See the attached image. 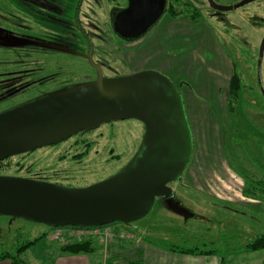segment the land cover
<instances>
[{
	"label": "rangeland",
	"instance_id": "obj_1",
	"mask_svg": "<svg viewBox=\"0 0 264 264\" xmlns=\"http://www.w3.org/2000/svg\"><path fill=\"white\" fill-rule=\"evenodd\" d=\"M53 1L60 12L51 20H46L47 14L40 12L30 15L29 22L24 16H20L21 21L15 17L0 19V25L5 27L0 26V32L7 29L8 24L16 28H19L17 23L30 25L34 31L31 35L42 43L41 50H44V53H32L33 47L28 46L30 54L26 60L31 63L32 73L21 80L28 88L0 95V114L48 94L94 82L99 77L98 71L105 78L143 71L165 76L176 86L183 87L180 93L186 106H189L190 96L192 106L197 109L196 122H189L193 136L192 160L164 187L166 192L156 194L148 216L136 222L123 221L109 226L113 230L120 229L117 234L125 232L132 238L141 237L165 249L200 248L214 250L227 260L241 259L239 253H247L244 252L246 245L264 236V205L218 202L214 197L196 192L188 182L203 166H216L215 175L225 188L217 185L222 191L217 193L230 201L243 202L250 199L243 192L247 185L238 177L223 173L224 167L243 180L248 177L264 181V0H253L244 6L239 4L248 0H168V4L174 3L179 9L184 5L198 9V22L188 25L184 17L173 20L165 13L145 36L130 42L118 37L111 27L113 16L127 6L128 0H84L80 14L84 32L70 28L78 0ZM8 2L22 5L20 0H6V4ZM211 40L236 63L242 79L240 100L233 112L226 104H214L222 100L219 87H224V79L232 76V71L212 47L217 46L215 41L210 45ZM9 44L14 46L15 42ZM5 46L0 45V75L25 76V73L16 74L23 71L24 63L17 64L20 60H16L15 55L26 58V53L5 50ZM208 64L221 71L219 83L207 74ZM212 81L218 85L215 90ZM3 82H0L3 88L17 84ZM200 86L205 93L200 92ZM198 129L202 137L198 136ZM144 133V125L137 120L104 124L67 142L8 159L0 168V176L74 189L88 188L123 169L136 154ZM260 202L264 204V199ZM52 232L51 227L1 215L0 255L16 256L19 247L39 239L27 255L20 257L24 262L39 258L47 248L58 245L50 237ZM42 233H46L44 239ZM236 253L233 258L232 254ZM90 257L103 261V252L97 251Z\"/></svg>",
	"mask_w": 264,
	"mask_h": 264
},
{
	"label": "water",
	"instance_id": "obj_2",
	"mask_svg": "<svg viewBox=\"0 0 264 264\" xmlns=\"http://www.w3.org/2000/svg\"><path fill=\"white\" fill-rule=\"evenodd\" d=\"M128 1L113 22L114 32L126 42L145 36L167 8V0ZM98 72L94 82L1 113L0 162L128 120L145 129L134 157L114 176L84 189L0 176V216L51 228L136 222L151 213L156 194L166 192L164 187L188 166L193 136L176 85L154 71L114 78Z\"/></svg>",
	"mask_w": 264,
	"mask_h": 264
},
{
	"label": "crops",
	"instance_id": "obj_3",
	"mask_svg": "<svg viewBox=\"0 0 264 264\" xmlns=\"http://www.w3.org/2000/svg\"><path fill=\"white\" fill-rule=\"evenodd\" d=\"M184 20H185L184 23L186 24L188 23V25H191L192 21L189 18H185ZM173 23H176V22H173ZM211 41L213 42H211L210 45H212V43L214 44L215 40H211ZM212 47L216 50L220 58L223 59L222 62L231 69L232 75H233V65H232L231 59L225 54V52L220 48L218 44L216 47L214 45H212ZM205 68H206L205 70L207 74L210 76H213L217 80L216 84L219 83L218 78H220V75L222 74L221 71L215 65L213 68L212 64H208V68L207 66ZM231 78L232 76L230 74V77L226 76V78L224 79V87L222 88L220 86L219 91H218V93L222 92V100H219V103L215 102L214 104L216 105L226 104L227 108H229L228 107V92H229V85H230ZM212 84H215V83L212 81ZM216 84H215L214 90L216 89V87H218V85L216 86ZM199 90L201 93H205L203 92V86H200ZM224 90H227L226 94H223ZM188 103L190 107L189 106L187 107L185 101L183 100L185 112L186 110L189 109L190 113L192 114V117L190 119L186 113L187 119L189 118L188 122H191V123L193 121L196 122L195 114L197 112V109H195L192 106V100L190 96L188 97ZM207 109H209V107H207L206 110ZM197 134L198 136H201V137L203 136L201 129L200 130L198 129ZM224 168L226 169V171L223 173H225L231 178H235L236 176L238 177L239 181H241L242 183L244 182L241 176L232 172L227 167H224ZM215 169H216V166L213 168H210L208 166H203L198 172L190 176L188 186L192 188L193 190H195L196 192L204 194L205 196L214 197V199L217 200L218 202H223V203L227 202V204L229 203L231 205H234L237 203L245 204V205L253 204L257 206L264 205L262 202H260L261 200L258 201V200H253V199H246L244 197L243 199H246V200L242 199L243 202H241V200L234 202V201H230L229 198L223 197L224 195L220 196L219 194L221 193L219 191H221V189H219L218 186L219 187L223 186L224 190L225 188H224V185H222L223 181L221 182L218 175H215V171H214ZM239 187H241L242 189L241 185ZM238 197L240 199V196ZM119 230L120 229H117L115 230V232ZM52 234L53 232L51 233L50 237H53ZM45 236H46V233L41 234V237L43 239L45 238ZM51 239L53 240V238ZM107 241H110V242L107 243ZM37 243L38 241L36 242L35 245H33V248L37 245ZM59 243L60 242H58V245L56 247L47 248L44 254H42L41 256H38L39 258L32 259L30 261H27L26 263L27 264H264V251H257V252L244 251L247 253L246 254L244 253L242 254V252L239 253L240 254L239 257L241 259L227 260L225 257H221L216 254L194 255V254L173 252L157 244L149 243L145 241L144 238H141V237H133L129 241L120 240V239H118L117 241L115 240L114 241L113 240H103L102 241V240L95 239L94 246L96 249L94 253H92L91 255L95 254L97 251H101L103 252V261L100 259L93 260L90 257V254L72 255V254L65 253L62 251V245H60ZM31 247L27 249L22 254L21 257H24L25 255H27V253L31 251L32 249ZM236 255L237 253L232 254L233 258L236 257ZM0 264H12V262L10 259H8V260L0 261Z\"/></svg>",
	"mask_w": 264,
	"mask_h": 264
},
{
	"label": "trees",
	"instance_id": "obj_4",
	"mask_svg": "<svg viewBox=\"0 0 264 264\" xmlns=\"http://www.w3.org/2000/svg\"><path fill=\"white\" fill-rule=\"evenodd\" d=\"M241 3H243V2H241ZM165 13H168L169 16L171 17V19H173V20H177V19L184 17V18H189L192 21V23L198 22V20L200 18V13H199L198 9H196V8L193 9L189 5H184V6H182L181 9H179V8H177V6L174 5V3H169ZM13 49H15L16 51H19V52H24V53L29 52L28 45H26V44L20 45V43H18V44H15L14 46H11V45L5 46V50H13ZM41 51L42 50L38 46L37 47L34 46L32 48V53H36V52L40 53ZM76 55H78V54H76ZM15 58H16V60H20V63H17V64L24 63L23 71L17 72L16 74H21V73L24 74L25 70H29V66L31 63L27 62V60H26L27 58H24L22 56H17V55H15ZM231 61H232V59H231ZM232 65H233V75H232V78L230 80V85H229L228 107H229V110L233 112L234 111V105L237 104L238 101L240 100V95L242 92V79H241L240 74L237 72L236 63L234 61H232ZM42 68H44V67H42ZM30 72L32 73V70H30ZM10 75H12V74H10ZM10 75H8V74L0 75V82H2L5 78H9ZM1 79H3V80H1ZM176 87L178 88V90L180 92L181 87L180 86H176ZM2 92L3 91L0 89V94ZM25 155H28V154H25ZM25 155H23V156H25ZM9 160H5L3 162H0V168H2V165L4 163H6V161H9ZM244 182L247 185L246 188L244 189V194L246 195V197L253 199V200H258V201L264 199V181L255 180L254 178L245 177ZM53 229H57V228H53ZM37 241H39V239H35V241L28 242L26 245L19 247L17 249L16 256H12L9 253L1 254L0 255V261L10 259L12 264H27L20 257L22 256V254L27 249H29L31 246L35 245ZM95 249L96 248L94 246L93 240H82L80 242L68 243V244L62 246L63 252L68 253V254H72V255L92 254V253H94ZM168 250L173 251V252H178V253L194 254V255L215 254L214 250H206V249H200V248H193V249H189V250H179L176 248H169ZM246 251H249V252L264 251V236L258 237L256 239L250 241L246 245Z\"/></svg>",
	"mask_w": 264,
	"mask_h": 264
},
{
	"label": "flooded vegetation",
	"instance_id": "obj_5",
	"mask_svg": "<svg viewBox=\"0 0 264 264\" xmlns=\"http://www.w3.org/2000/svg\"><path fill=\"white\" fill-rule=\"evenodd\" d=\"M20 1H22V5H16V4L13 5L9 2H8L9 4H6V0H0V5L3 6V8L2 7L0 8V19L1 20L2 19L3 20H9L6 17H13V18L15 17L21 21L22 18L20 16H22V17L24 16L27 18V21L29 22L28 18L30 15L32 16V14L35 15L36 13L40 12V14H43V13L47 14L46 20H51L52 16H55V14L60 12V9L55 5V2L53 0L52 1H50V0H20ZM83 3H84V0H78L77 5L75 6V10H74L75 15L73 16V24L70 25V28H72L73 30H79L81 32H84V29H83L84 27L82 26V23L80 21V14L83 10L82 9ZM128 5H129V1H128L126 7L117 10V13L113 16V19L111 21V27H113V22H114L115 17L120 12L125 10L128 7ZM167 6H168V0H167ZM33 18H34V16H33ZM10 22H11V20H10ZM12 23H15V22H12ZM17 26L19 28H16L13 25L8 24L7 29H2L4 31H1L0 33H5V35L0 34V45H5V44L10 45L9 43L11 41H14L15 44H18V43H20V45L26 44L28 46L31 45L32 47L38 46L41 49L42 43L36 41L37 39H35L31 35V34H33L34 31L30 25H23V24L17 23ZM1 27L5 28L3 25ZM27 31H28V34H26V35L22 34V32H27ZM31 31H33V32H31ZM17 52H19V51H17ZM42 53H44V50H42ZM29 54H28V52H26V54H25L27 59L29 57ZM86 58H90V56L89 57L86 56ZM30 73L31 72L29 69V70H25V76L19 75V76L13 77V78L10 77L8 79H4L3 80L4 84L5 83H7V84L13 83L14 81L17 84L13 83L14 85L11 84L10 86H8L6 88H3L2 86H0V89L3 91L1 94L5 95L6 93H10V92H12V94H14L16 91L28 88V85H25L24 83H22L21 80L23 77H25V79H26V77L29 76ZM17 79H19V80H17ZM79 135L82 136V135H84V133H80ZM79 135H76L75 137H77ZM71 139H69V140H71ZM69 140H67V141H69ZM67 141H65V142H67Z\"/></svg>",
	"mask_w": 264,
	"mask_h": 264
},
{
	"label": "built area",
	"instance_id": "obj_6",
	"mask_svg": "<svg viewBox=\"0 0 264 264\" xmlns=\"http://www.w3.org/2000/svg\"><path fill=\"white\" fill-rule=\"evenodd\" d=\"M53 240L65 244L72 241H82L88 239L98 240H130L131 235L126 233L117 234L111 227L103 228H79V229H56L53 232ZM71 240V241H69Z\"/></svg>",
	"mask_w": 264,
	"mask_h": 264
}]
</instances>
